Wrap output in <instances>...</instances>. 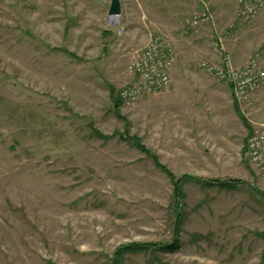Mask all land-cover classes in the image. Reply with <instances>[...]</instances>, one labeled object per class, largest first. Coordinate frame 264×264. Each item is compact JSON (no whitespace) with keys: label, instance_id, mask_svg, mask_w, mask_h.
<instances>
[{"label":"rangeland","instance_id":"1","mask_svg":"<svg viewBox=\"0 0 264 264\" xmlns=\"http://www.w3.org/2000/svg\"><path fill=\"white\" fill-rule=\"evenodd\" d=\"M120 1L114 23L111 0H0V264H264V180L245 155L264 85L239 101L203 66L264 51V7ZM161 34L171 83L120 103Z\"/></svg>","mask_w":264,"mask_h":264},{"label":"built area","instance_id":"2","mask_svg":"<svg viewBox=\"0 0 264 264\" xmlns=\"http://www.w3.org/2000/svg\"><path fill=\"white\" fill-rule=\"evenodd\" d=\"M264 7V0H239L238 15L242 19H252ZM210 13L205 10L186 19L190 28H198L208 21ZM264 51H258L249 63L235 67L231 58L225 56L219 63L205 62L203 66L217 80L232 87L235 98L247 101L253 92L264 85V67L260 61ZM177 61L172 40L166 35H157L141 50L136 51L130 69L134 73L131 84L119 93L128 105L139 102L148 95L165 90L171 83V73ZM246 157L253 163L264 180V124L254 129L248 139Z\"/></svg>","mask_w":264,"mask_h":264},{"label":"water","instance_id":"3","mask_svg":"<svg viewBox=\"0 0 264 264\" xmlns=\"http://www.w3.org/2000/svg\"><path fill=\"white\" fill-rule=\"evenodd\" d=\"M122 15V4L120 0H111V6L109 10V21L118 22ZM228 183V182H222Z\"/></svg>","mask_w":264,"mask_h":264},{"label":"trees","instance_id":"4","mask_svg":"<svg viewBox=\"0 0 264 264\" xmlns=\"http://www.w3.org/2000/svg\"><path fill=\"white\" fill-rule=\"evenodd\" d=\"M118 101L120 102V103H123V101L119 98L118 99ZM145 150V149H144ZM162 167V169L163 170H165V171H167L169 174H170V172L165 168V167H163V166H161ZM208 184H212L211 182H209ZM223 184H225V183H223ZM232 184V183H231ZM229 185V184H228ZM124 250L123 249H121V250H119V253H121V252H123Z\"/></svg>","mask_w":264,"mask_h":264}]
</instances>
